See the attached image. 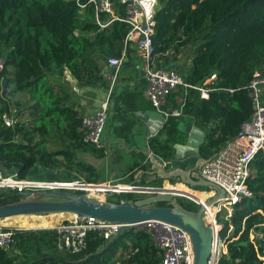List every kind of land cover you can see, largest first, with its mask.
Instances as JSON below:
<instances>
[{"label": "trees", "instance_id": "1", "mask_svg": "<svg viewBox=\"0 0 264 264\" xmlns=\"http://www.w3.org/2000/svg\"><path fill=\"white\" fill-rule=\"evenodd\" d=\"M87 1L0 0V164L5 173L38 180H71L79 174L89 183L103 181L92 164L76 159V151L91 144L84 141L79 97L66 71L78 88L106 90L109 81L102 62L120 54L128 24L114 19L99 25L94 4ZM113 2L114 11L123 15L124 6ZM97 15L101 22L110 18L107 12ZM154 18L156 65L175 67L188 50L189 66L182 77L193 86H206L208 97H201L196 87L179 85L172 90L168 102L178 106L177 98H184L182 115L167 118L149 138V148L156 157L169 161L179 124L187 119L204 131L199 155L209 158L251 117L247 85L255 72L264 69V0H158ZM213 73L215 77L206 81ZM3 82L8 87L4 96ZM7 112L16 117L11 126L2 118ZM41 170H62L63 174L59 179L48 178ZM247 187L251 196L235 203L227 218L220 214L216 218L224 243L217 264H264V148L250 161ZM13 193L0 188V204L16 200ZM176 197L188 210L200 206L185 196ZM137 198L132 192H120L107 200ZM56 240L52 228L16 230L10 247H0V264H159L162 256L144 229L127 230L88 258V253L108 240L97 231L87 233L86 246L77 253L59 250ZM216 242L215 238L214 251Z\"/></svg>", "mask_w": 264, "mask_h": 264}, {"label": "built area", "instance_id": "2", "mask_svg": "<svg viewBox=\"0 0 264 264\" xmlns=\"http://www.w3.org/2000/svg\"><path fill=\"white\" fill-rule=\"evenodd\" d=\"M87 2H92L94 4L96 21L99 25L105 26L112 20L118 19L128 24V30L123 39V47L120 54L107 58V63L110 68L106 72V78L109 81V91L106 97L99 102L94 110L82 116L81 124L85 130L83 137L84 141L95 147L102 146L101 136L105 128L109 108L108 96L117 80L129 46L134 47L139 60L140 69L146 79L145 93L147 98L152 107L163 116V123L170 116L182 115L184 98H179L178 106L169 103L167 99L168 94L177 86L182 85L184 88L196 87L200 91L201 97H208V88L206 86L191 85L184 80L175 67L164 68L156 65L153 55L152 33L155 26L154 15L158 0H118V2L124 6L123 15L114 11L113 0H88ZM79 5L83 7L85 4L79 3ZM98 12L109 13L110 18L106 22H101L98 19ZM0 68H2L1 60ZM214 77L215 74L213 73L206 81ZM263 87L264 69L255 72L253 78L247 85V93L252 100L251 117L241 123L237 134L233 138L228 140L211 157L204 159L201 165L198 166V175L201 179L216 184L224 191L223 196L213 204L215 211L212 221H214L217 226H220L216 221L219 214L227 218L235 203L244 196H251V191L247 187V179L250 176V161L259 149L264 148ZM12 111H14V109H12ZM2 118L7 126H11L16 121V117L12 112L4 113ZM174 184L175 183H173V185ZM86 185H91L95 188L91 190ZM99 185L105 186L98 188L97 186ZM113 185H127L128 188H112ZM0 188L14 190V192L27 189L37 190L39 188H61L70 191L81 189L84 191V194L89 196H93L90 192L103 193L104 196L99 197V199L106 200L109 195L120 192L136 191L144 194L149 192V190H145L146 188L149 189V186H140L134 183H117L112 180L89 183L79 177L71 180L17 178L16 172L11 174L5 173L2 170L1 164ZM189 188L194 189L190 186ZM208 192H211L210 195L213 194V191ZM176 195L185 196L177 193ZM185 197L195 201L199 205L202 204L200 201L189 196ZM207 198L208 196L205 199ZM204 212L206 214V208ZM207 221L209 222V220ZM212 221H210L209 224H212ZM120 225L119 223L103 221L92 216L75 215L72 219H63L56 225L47 228H52L56 231V246L59 250L77 253L85 248L87 233L89 231H97L105 239H108L111 234L117 232ZM130 225V229L135 231L144 229L151 234L155 244L159 246L162 251L159 264H193V250L190 235L184 229L158 219H150ZM19 229L26 228L0 224V247L8 249L16 230ZM216 241L217 245L222 242L218 234ZM221 251H224V248ZM221 251L218 245V249L215 251L213 250L211 257H209V264L211 262L212 264H217Z\"/></svg>", "mask_w": 264, "mask_h": 264}, {"label": "water", "instance_id": "3", "mask_svg": "<svg viewBox=\"0 0 264 264\" xmlns=\"http://www.w3.org/2000/svg\"><path fill=\"white\" fill-rule=\"evenodd\" d=\"M68 79L71 86L75 87L76 81L70 75ZM7 92V83L3 82L1 95L4 96ZM135 114L148 126L147 132L134 134L136 145L154 156L148 146L147 138L162 127L164 118L156 109L139 110ZM153 121L155 124L150 127ZM184 131L186 136L182 141H175L172 144V158L163 163V177L168 180L177 178L188 187L199 185L209 187L206 191H213V194L208 196L205 203L213 205L223 196V189L192 174V171L204 161V158L199 155V147L204 141L205 133L200 127L190 123H186ZM165 166L173 170H166ZM164 184L165 180L160 186H149L151 190L134 201L121 200L119 202L61 188L16 191L13 193L18 197L16 200L0 204V219L35 213L69 212L76 216H92L103 221L121 224L104 246H99L98 250L88 253L85 258L97 254L101 249L113 243L116 238L124 235L130 229V224L158 219L177 225L190 235L193 264H209V257L214 250V239L218 233L204 218L205 206L201 204L195 211L184 208L175 198L176 193L162 189ZM161 201L170 205H155Z\"/></svg>", "mask_w": 264, "mask_h": 264}, {"label": "crops", "instance_id": "4", "mask_svg": "<svg viewBox=\"0 0 264 264\" xmlns=\"http://www.w3.org/2000/svg\"><path fill=\"white\" fill-rule=\"evenodd\" d=\"M122 47L123 42L121 49ZM110 56L116 55H109L108 57ZM102 64L103 68L109 70L110 66L107 63V59L103 61ZM188 66L189 63L185 66L182 64L179 56L175 65L177 71L182 75V71L184 70V72H186ZM69 75L71 76V74L66 71L67 79ZM73 80L75 79L73 78ZM76 84L75 87H71L79 97V104L77 105V108L80 111L81 116H84L86 113L94 110L99 102L106 97L107 92L109 91V88L106 90L101 88L93 89L94 87L90 86L78 88ZM145 87L146 79L140 69L135 49L134 47L129 46L117 80L108 96V116L111 115L113 119L112 125L107 128L106 131H103L101 136L102 146L95 147L93 145H89L87 147L80 148L76 151V159L92 164L95 167V172L100 180H112L117 183H134L140 186H154L148 184H154L165 180L164 186L166 184L173 185V183H175L173 185L174 193L180 194L181 191H183L182 182H180L177 178H170L171 180H168L163 177V163L166 161L156 157L155 155H150L138 148L134 139V134L147 132L148 130V126L137 116V114H135V112L139 110L154 109L147 98ZM91 92H93L94 95H90ZM179 98L180 97H178L177 100H179ZM186 123L197 125L192 120H181L175 135V141H182L183 137L186 136L184 131ZM153 124H155V121L151 123L150 127L153 126ZM197 126L199 127V125ZM150 137L151 136L147 138V141ZM35 169L38 171L39 167H36ZM165 169L173 170V168H167L166 166ZM41 174L48 178H56L59 176L61 177L63 171L58 170L46 172L41 170ZM192 174L195 177L199 176L198 167L192 171ZM78 176L82 179L84 177V175L79 174ZM101 176H104L103 179ZM174 179L176 181L172 182ZM122 187H124V185L112 186V188ZM146 190L149 189L147 188ZM193 191L196 193L198 190L194 189ZM201 203H203V200ZM212 209L213 206H208L206 210V217L211 214ZM24 224L26 223H23V225Z\"/></svg>", "mask_w": 264, "mask_h": 264}, {"label": "rangeland", "instance_id": "5", "mask_svg": "<svg viewBox=\"0 0 264 264\" xmlns=\"http://www.w3.org/2000/svg\"><path fill=\"white\" fill-rule=\"evenodd\" d=\"M188 57H189V51L188 50H184V52L180 56L182 64L184 66L189 62V60H188L189 58ZM107 114H108V112H107ZM112 122H113V119H112V117L110 115V116L107 117V121H106L105 128H104L105 131L107 130V128H109L112 125ZM51 146L53 148L54 144H52ZM103 177L104 176H101L102 179H103ZM127 181H125V182H127ZM173 181H176V180L174 179ZM157 183H159V182H157ZM198 187L199 188H203L204 191L209 189V187H207V186L199 185ZM39 189H43V188H39ZM7 190H9V189H7ZM149 190H151V189H149ZM131 192L134 193V196L136 198L145 196L144 193H139V192H136V191H131ZM206 192H208V191H206ZM90 193L96 198L104 196V194L100 193V192H90ZM180 194L181 195H185V196H189V197H191V198H193L195 200H198V201L202 202V199H201L200 195L196 194L191 188L187 187L186 185H183V191H181ZM209 195H207V196H209ZM176 196L177 195H175V198H177ZM211 206H213V205H211ZM63 219H67V218L64 217L63 215H61L60 213L45 212V213L19 215V216H14V217L0 219V224L1 225H5V226H18V227H23V228H26V229H30V228H33V229L34 228H47V227L56 225L59 221H61ZM23 223H26V224L23 225ZM220 227L221 226H217V232L219 231ZM126 239L129 241L131 239V236H128ZM222 242H220L221 244H218L219 248H220V251L224 248V243H222ZM218 245H217L216 249H218Z\"/></svg>", "mask_w": 264, "mask_h": 264}, {"label": "bare ground", "instance_id": "6", "mask_svg": "<svg viewBox=\"0 0 264 264\" xmlns=\"http://www.w3.org/2000/svg\"><path fill=\"white\" fill-rule=\"evenodd\" d=\"M103 186H105V185H99V186H97L98 188H101V187H103ZM95 187L94 186H92L90 189L92 190V189H94ZM122 188H124V187H122ZM162 189L163 190H165V191H170V192H173L174 193V188H173V185H168V184H166L165 186H163L162 187ZM196 193L197 194H199L201 197H202V200H203V205L205 206V208H206V210H207V208H208V206H210V205H206V203H205V197L207 196V195H209L211 192H205V191H196ZM214 211H215V208L213 207V209H212V212H211V214L209 215V216H207L206 217V214H205V220L207 221V220H209V222L210 221H212V219H213V215H214ZM60 214L61 215H63L64 217H66L67 219H72V218H74V216H75V214L74 213H65V212H63V213H61L60 212ZM211 225H213V228H214V230L216 231V228H217V225L214 223V221H212V224ZM214 246H213V249H214V247H215V239H214V244H213ZM211 264V263H210Z\"/></svg>", "mask_w": 264, "mask_h": 264}, {"label": "flooded vegetation", "instance_id": "7", "mask_svg": "<svg viewBox=\"0 0 264 264\" xmlns=\"http://www.w3.org/2000/svg\"><path fill=\"white\" fill-rule=\"evenodd\" d=\"M194 190V189H193Z\"/></svg>", "mask_w": 264, "mask_h": 264}]
</instances>
